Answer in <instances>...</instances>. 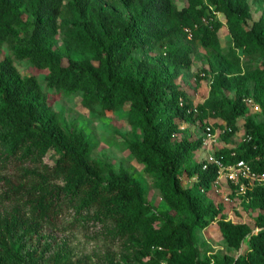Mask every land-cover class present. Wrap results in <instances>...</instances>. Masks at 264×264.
I'll list each match as a JSON object with an SVG mask.
<instances>
[{"label":"trees","instance_id":"16d2710c","mask_svg":"<svg viewBox=\"0 0 264 264\" xmlns=\"http://www.w3.org/2000/svg\"><path fill=\"white\" fill-rule=\"evenodd\" d=\"M188 31L207 50L212 78L198 113L179 84L193 66ZM5 44L13 56L2 57ZM146 48L158 60L135 56ZM16 60L46 70L49 89L81 93L82 105L101 115L128 106L129 123L142 135L128 148L174 214L156 213L129 171L93 160L85 133L67 127ZM249 100L263 120L247 118L244 141L213 154L264 174V13L254 21L250 0H186L181 9L173 0H0V264H88L42 237L92 226L112 245L105 264H264V187L243 202L257 212L253 226L227 219L223 204L204 199L219 168L193 162L203 138H176L183 123L204 126L212 117L231 142ZM213 223L228 248L248 242L247 251L202 254L199 233Z\"/></svg>","mask_w":264,"mask_h":264},{"label":"rangeland","instance_id":"374dc122","mask_svg":"<svg viewBox=\"0 0 264 264\" xmlns=\"http://www.w3.org/2000/svg\"><path fill=\"white\" fill-rule=\"evenodd\" d=\"M105 2V0H101ZM177 8L181 9L185 6L186 0H173ZM253 11V20H257L264 13V3L250 0ZM217 17L223 23L225 19L219 13ZM28 19V16H25ZM252 23V22H250ZM28 35L29 32H24ZM188 41L193 53V66L190 70L183 72L179 80V84L186 91L189 96L194 109L198 105L203 104L209 97L211 88V75L205 73L208 69V52L201 45L200 42L191 41V33L188 32ZM222 46L227 50L231 44L232 39L226 26H224L219 33ZM63 45V36H58L55 46L59 48ZM2 57L13 56L11 47L5 44L2 48ZM138 58L156 59L159 58L157 51H152L148 48L135 52ZM244 61L246 59H243ZM16 67L18 68L22 77L34 76L37 78L45 94L48 97V103L56 112L61 120L66 123L71 130H82L86 137L90 140L92 145L91 158L93 160H100L109 163L116 171L121 168L129 171L141 184L145 187L147 194L146 199L148 204L154 209L156 213H165L173 215L174 213L163 201L159 190L154 185V179L147 175L145 167L141 164L130 152L128 144L133 140H141V133L129 123L128 112L129 107L125 106L117 111H109L105 114H99L95 109H87L82 105L81 93L68 95L63 91L49 89L46 85L47 71H40L35 68L30 62L26 60H16ZM205 75V76H203ZM229 98L234 97V93H225ZM252 117L257 122L263 120L261 110L255 105H250V114L242 117L239 122V132L232 139L231 142H226L223 137V129L219 127V119L212 117L207 118L204 126L200 122L197 123H183L181 125V132L177 135V140L192 139L206 137V127H212L214 134V141L209 147L202 146L195 154L193 162L200 163L207 159L210 153H214L223 148H236L244 141L245 135V121ZM185 185L190 186L192 182H187L184 179ZM0 186H2L0 184ZM206 201H212L217 204L225 206L224 214L227 219L234 222H242L254 225L257 212L252 211L244 204L238 207L239 202H232L225 204L223 193H216L210 191L204 195ZM102 230L99 226H92L88 230L77 229L74 231L62 230H48L44 232L42 241H50L55 250L62 247L70 253L72 261L81 260L88 264H105L106 254L112 245L105 240L101 235ZM49 235V236H47ZM201 242L200 249L202 254L211 255L212 253L222 252L239 256L248 249V242H245L240 251H235L225 244L223 241L217 223H213L209 228L199 233ZM116 249V248H115Z\"/></svg>","mask_w":264,"mask_h":264},{"label":"built area","instance_id":"2783aa9c","mask_svg":"<svg viewBox=\"0 0 264 264\" xmlns=\"http://www.w3.org/2000/svg\"><path fill=\"white\" fill-rule=\"evenodd\" d=\"M248 103L253 105L252 100H249ZM193 111L198 113L197 109L193 108ZM214 137L212 127H206V137L203 138V146L209 147L214 141ZM206 161L204 169L210 163L216 164L219 168V177L208 192L223 193L225 204L239 202L238 207L240 208L243 202L248 201L247 193L249 191L256 187H264V174L254 172L249 164L243 160L226 166L220 160H217L213 153H210Z\"/></svg>","mask_w":264,"mask_h":264}]
</instances>
